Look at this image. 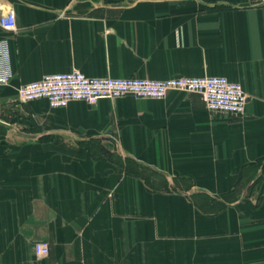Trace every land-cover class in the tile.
<instances>
[{
	"label": "crops",
	"instance_id": "obj_1",
	"mask_svg": "<svg viewBox=\"0 0 264 264\" xmlns=\"http://www.w3.org/2000/svg\"><path fill=\"white\" fill-rule=\"evenodd\" d=\"M18 29L0 85V264H264V1L0 0ZM225 76L242 116L198 92L51 107L17 87ZM47 241L39 256L34 243Z\"/></svg>",
	"mask_w": 264,
	"mask_h": 264
},
{
	"label": "built area",
	"instance_id": "obj_2",
	"mask_svg": "<svg viewBox=\"0 0 264 264\" xmlns=\"http://www.w3.org/2000/svg\"><path fill=\"white\" fill-rule=\"evenodd\" d=\"M0 27L7 32L17 31V18L13 9L0 14ZM13 76L11 43L8 37H3L0 38V85L9 84ZM172 91L198 92L210 111L236 117L244 114L248 99L243 85L225 76H181L167 79L92 77L76 67L23 83L17 87V96L21 101L45 98L51 107H65L73 100L95 104L103 98L117 99L127 95L141 99H163ZM33 248L39 256H46L50 251L47 241H37Z\"/></svg>",
	"mask_w": 264,
	"mask_h": 264
}]
</instances>
